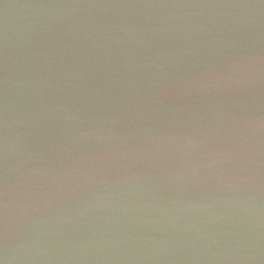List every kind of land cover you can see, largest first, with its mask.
<instances>
[{
	"label": "water",
	"instance_id": "1",
	"mask_svg": "<svg viewBox=\"0 0 264 264\" xmlns=\"http://www.w3.org/2000/svg\"><path fill=\"white\" fill-rule=\"evenodd\" d=\"M0 264H264V0H0Z\"/></svg>",
	"mask_w": 264,
	"mask_h": 264
}]
</instances>
